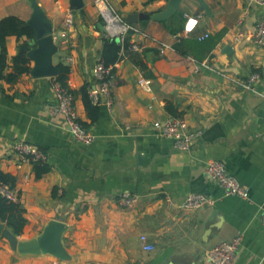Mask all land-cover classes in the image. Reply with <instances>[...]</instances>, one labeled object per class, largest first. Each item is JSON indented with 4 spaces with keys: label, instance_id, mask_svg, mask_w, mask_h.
Returning <instances> with one entry per match:
<instances>
[{
    "label": "crops",
    "instance_id": "crops-1",
    "mask_svg": "<svg viewBox=\"0 0 264 264\" xmlns=\"http://www.w3.org/2000/svg\"><path fill=\"white\" fill-rule=\"evenodd\" d=\"M36 1L53 26L54 64L70 69L68 87L93 141H78L65 116L53 112V78L29 73L14 84L0 80V171L16 180L27 219L20 238L36 237L50 220H59L68 226L63 243L72 257L21 256L1 236L0 264H213L209 249L237 236L233 264H264V47L252 37L264 7L251 0H203L208 14L197 0H181L164 22L134 23L147 37L130 36L140 50L114 65L113 105L102 100L93 121L80 89L98 85L95 69L107 38L94 0H82L77 10L72 0ZM108 1L123 19L169 5ZM32 13L30 0H0V21L26 23ZM190 19L198 21L188 31ZM24 41L34 48V32L6 38L5 73L13 72L12 59ZM159 42L169 47L161 50ZM252 74L259 78L250 88L234 83ZM142 79L151 80L150 91ZM169 109L196 135L191 150L176 149L175 140L154 127L173 116ZM18 143L41 151L50 171L37 178L34 162L15 153ZM212 161L225 165L248 199L225 194L206 172ZM127 193L138 197L132 208L119 203ZM189 194L210 203L184 210ZM141 235L152 251L143 248Z\"/></svg>",
    "mask_w": 264,
    "mask_h": 264
},
{
    "label": "built area",
    "instance_id": "built-area-1",
    "mask_svg": "<svg viewBox=\"0 0 264 264\" xmlns=\"http://www.w3.org/2000/svg\"><path fill=\"white\" fill-rule=\"evenodd\" d=\"M251 3L264 7V0H251ZM94 4L103 22L107 38L115 39L122 43L129 34L132 38L138 37L139 39H143L147 37L140 29L125 21L110 5L108 0H94ZM197 21V19H190L186 30L191 31L197 24ZM252 37L257 47H264V15L259 21ZM131 44L130 49L132 51L140 50L139 40H133ZM158 44L161 50L169 47L164 42H159ZM95 73L98 85L90 90V96L95 104L100 105L103 100L111 108L113 105V92L117 84L114 74L111 73V67L105 66L102 59H100L96 65ZM258 78V74H252L247 80H235L234 83L244 88H250L251 84ZM140 83L150 91L151 80L142 79ZM54 89L57 95V104L53 112L65 116L70 132L78 141L84 144L92 143V134L83 128L79 121V115L74 105V96L67 89L60 87L56 82H54ZM154 127L162 136L173 138L175 140V148L180 151L191 150L193 141L196 139V135L189 131L187 123L180 117L170 116L163 121H155ZM14 150L22 161L36 162L44 160V154L27 143L16 144ZM206 172L225 191V194L245 199L249 198L248 190L235 177L228 173L222 162H210L206 167ZM0 194L14 202H19L17 192L6 185L0 186ZM137 201L138 197L129 193L119 197V203L127 208L134 207ZM209 203L210 201L204 195L189 194L184 202L183 209L190 211L201 208ZM262 224L264 227V212L262 214ZM140 239L145 250L152 251L154 249L153 245L147 244L146 235H141ZM240 243V236L235 237L231 241L221 242L209 249L208 257L213 264H233Z\"/></svg>",
    "mask_w": 264,
    "mask_h": 264
},
{
    "label": "trees",
    "instance_id": "trees-1",
    "mask_svg": "<svg viewBox=\"0 0 264 264\" xmlns=\"http://www.w3.org/2000/svg\"><path fill=\"white\" fill-rule=\"evenodd\" d=\"M13 35L18 38L22 36L31 38L33 36V31L26 25V23L16 17L6 18L0 21V47L2 48L0 51V80L3 79L11 84L17 82L22 75L30 73L31 61L27 57V53L33 49L34 46L28 41L21 43L18 46L17 54L12 59L13 72L5 73L7 67L5 48L6 38ZM131 45L130 34L122 43L115 39H104L101 59L105 66L111 67V73H115L114 71H116V68L114 65L122 59L123 54L126 55L132 53V50L130 49ZM57 70L58 73L53 79L60 85V87L67 89L74 96V93L69 89L67 83L70 69L62 64H59L57 65ZM91 89V84H85L80 89V93L89 118L95 121L99 116L100 106L99 104H95L93 102L90 96ZM169 111L173 116L177 115L174 113L173 109H169ZM79 121L82 127L88 130L80 118ZM44 161L45 159L34 162L33 168L37 178L42 177L50 171V166ZM15 181V177L11 174L0 171V186L6 185L10 189L14 190ZM0 221L4 222L6 224V228L18 237L23 234L27 224L24 209L21 207L20 203L14 202L2 194H0Z\"/></svg>",
    "mask_w": 264,
    "mask_h": 264
},
{
    "label": "water",
    "instance_id": "water-1",
    "mask_svg": "<svg viewBox=\"0 0 264 264\" xmlns=\"http://www.w3.org/2000/svg\"><path fill=\"white\" fill-rule=\"evenodd\" d=\"M201 7L210 14L208 5L203 0H197ZM33 8L31 18L26 22L34 32L35 47L27 53V57L33 61L31 76L34 78H54L57 73V65L54 64V55L58 47L53 38V26L45 15L43 9L36 0H30ZM181 0H169L166 10L156 13H132L124 16L125 21L134 24L144 20L164 22L176 11ZM82 0H72V9H80ZM68 226L59 220H50L42 232L33 238L24 239L14 235L6 224L0 221V237L3 236L11 250L21 256L51 255L63 262H70L72 257L63 243V237Z\"/></svg>",
    "mask_w": 264,
    "mask_h": 264
},
{
    "label": "rangeland",
    "instance_id": "rangeland-1",
    "mask_svg": "<svg viewBox=\"0 0 264 264\" xmlns=\"http://www.w3.org/2000/svg\"><path fill=\"white\" fill-rule=\"evenodd\" d=\"M127 208V207H126ZM5 239V238H4ZM6 240V239H5ZM7 241V240H6ZM8 243V242H7Z\"/></svg>",
    "mask_w": 264,
    "mask_h": 264
}]
</instances>
